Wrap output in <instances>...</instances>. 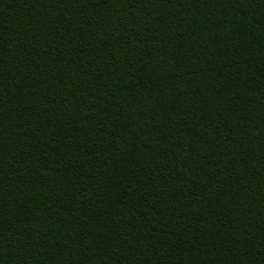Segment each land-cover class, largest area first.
<instances>
[{"label": "trees", "instance_id": "1", "mask_svg": "<svg viewBox=\"0 0 264 264\" xmlns=\"http://www.w3.org/2000/svg\"><path fill=\"white\" fill-rule=\"evenodd\" d=\"M0 264H264V0H0Z\"/></svg>", "mask_w": 264, "mask_h": 264}]
</instances>
